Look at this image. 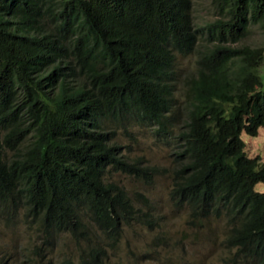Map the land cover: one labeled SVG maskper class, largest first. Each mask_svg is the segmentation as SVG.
I'll return each mask as SVG.
<instances>
[{"label": "trees", "instance_id": "1", "mask_svg": "<svg viewBox=\"0 0 264 264\" xmlns=\"http://www.w3.org/2000/svg\"><path fill=\"white\" fill-rule=\"evenodd\" d=\"M212 1L221 16L200 27L199 49L190 0H0V217L32 230L24 263H48L67 234L77 259L57 264H109L122 226H155L147 198L106 172L150 182L158 169L126 161L105 125L134 119L171 133L175 53L196 50L169 203L187 225L225 219L228 263L264 264V194L253 191L264 163L240 137L264 127V43L229 45L249 24L264 30V0Z\"/></svg>", "mask_w": 264, "mask_h": 264}, {"label": "rangeland", "instance_id": "2", "mask_svg": "<svg viewBox=\"0 0 264 264\" xmlns=\"http://www.w3.org/2000/svg\"><path fill=\"white\" fill-rule=\"evenodd\" d=\"M58 9V6L55 3ZM55 7V8H56ZM56 10V9H54ZM189 14L194 27H202L221 15L212 0H190ZM52 23L46 18L43 28H51ZM198 28V29H199ZM198 35L196 47L202 49L207 42L203 32ZM264 43V30L258 24H249L247 33L240 40L229 43L231 46L248 45L257 47ZM201 45V46H198ZM195 47V48H196ZM196 50L188 54L175 53L174 77L172 83V123L171 133L155 132L156 126L131 119L122 122H107L106 129L113 131L112 141L119 145L120 153L126 161L141 158L143 163L156 166L150 182L113 170L106 172L110 181L120 185L128 195L142 193L151 205V214L155 226L151 229L142 223L122 226L121 236L113 249L108 248V263L113 264H231L229 251L221 243L225 233L223 217H208L199 225H187L186 209L175 210L170 206L168 190L170 187L169 168L172 164L177 132L185 124V111L182 107L185 99L187 77L193 75L197 67ZM257 72L264 88V57L259 62ZM244 151L250 158L258 157L264 163V127H259L255 136L241 133ZM6 155L12 152L5 151ZM255 188L264 189V184L257 183ZM33 236L22 220L8 224L0 217V261L5 264H26L23 261V248H28ZM31 237V238H30ZM78 248L67 234H62L54 241L47 259L36 261L37 264H57L64 258L76 261Z\"/></svg>", "mask_w": 264, "mask_h": 264}, {"label": "clouds", "instance_id": "3", "mask_svg": "<svg viewBox=\"0 0 264 264\" xmlns=\"http://www.w3.org/2000/svg\"><path fill=\"white\" fill-rule=\"evenodd\" d=\"M253 191L258 192V194H264V189H258L254 187Z\"/></svg>", "mask_w": 264, "mask_h": 264}]
</instances>
